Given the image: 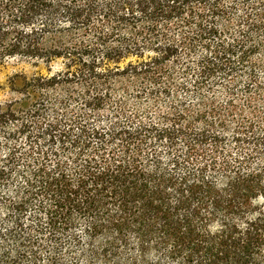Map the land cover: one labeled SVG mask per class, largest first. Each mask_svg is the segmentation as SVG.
Masks as SVG:
<instances>
[{"label": "trees", "instance_id": "trees-1", "mask_svg": "<svg viewBox=\"0 0 264 264\" xmlns=\"http://www.w3.org/2000/svg\"><path fill=\"white\" fill-rule=\"evenodd\" d=\"M12 60L0 264H264V0H0Z\"/></svg>", "mask_w": 264, "mask_h": 264}, {"label": "rangeland", "instance_id": "rangeland-1", "mask_svg": "<svg viewBox=\"0 0 264 264\" xmlns=\"http://www.w3.org/2000/svg\"><path fill=\"white\" fill-rule=\"evenodd\" d=\"M42 68L44 65L41 64ZM39 70L32 66L31 64L12 60L0 67V102L10 101V98L17 96V90L23 84V77L18 76L21 74H25L30 76L35 71ZM57 70V66L54 68V71ZM43 72L46 73V70L43 69Z\"/></svg>", "mask_w": 264, "mask_h": 264}]
</instances>
